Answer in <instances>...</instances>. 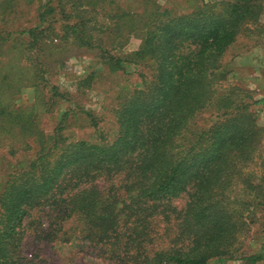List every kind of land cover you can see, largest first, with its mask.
<instances>
[{"label":"trees","instance_id":"16d2710c","mask_svg":"<svg viewBox=\"0 0 264 264\" xmlns=\"http://www.w3.org/2000/svg\"><path fill=\"white\" fill-rule=\"evenodd\" d=\"M105 4L113 6L112 31L93 37L89 10ZM178 8L159 0H138L133 9L118 0H41L39 24L21 32L28 40H9L15 50L25 44L43 52V33L59 22L63 39L71 36L79 46L98 49L112 71L128 62L144 63L147 72L140 73L141 87L114 109L112 138L98 134L97 141L66 142L64 121L49 133L35 131L33 108L0 107L7 116L2 124L30 132L41 143L27 168L11 172L0 188V264H38L24 254L28 239L75 236L107 264H208L214 258L264 264L262 249L239 252L247 221L227 199L239 181L259 199L256 204L264 203V175L253 182L242 171L256 156L264 170V127L245 99L250 94L237 100L235 89L217 86L226 75L225 51L241 31L258 25L262 0ZM131 36L140 39L138 48L117 53ZM6 42L0 39V49ZM41 63L35 78L47 82V65ZM5 76L0 92L5 86L19 89ZM89 82L90 76L83 79ZM183 195L184 206L176 210L171 203ZM259 213L264 228V210ZM163 221L170 227H161Z\"/></svg>","mask_w":264,"mask_h":264},{"label":"rangeland","instance_id":"374dc122","mask_svg":"<svg viewBox=\"0 0 264 264\" xmlns=\"http://www.w3.org/2000/svg\"><path fill=\"white\" fill-rule=\"evenodd\" d=\"M137 1L118 0V3L124 8L133 9ZM221 1L223 0H159L163 5L176 4L181 12L190 11L203 2L212 4ZM39 2L41 0H0V39H7L8 42L4 44L9 45L0 49V86L5 84V75L9 76L13 85L19 86L17 90L13 86H5L0 92V107H8L9 112L14 108H21L24 112L33 108L32 130L35 131L49 133L59 122L64 121L66 126L63 138L66 142L81 138L97 141L98 134L112 138L116 129L113 111L135 89L141 87L143 79L140 73L147 72L145 64L124 62L121 69L112 71L103 62L98 49L79 46L71 36L63 39L59 22L52 24L43 33V52L27 50L25 44L15 50L10 44L13 37L27 41V35L21 32L39 24L36 10ZM262 6L263 13L258 25L241 31L225 51L222 70L226 75L217 86L220 85L223 90L235 89L237 100L246 93L250 94L251 99H245L251 103L258 123L264 127V0ZM112 9V5L105 4L104 9L97 6L89 10L96 27L93 37L105 36L112 31L108 18L113 15ZM8 11L11 13H7ZM105 25L108 29H105ZM100 28H104L105 34ZM139 43L138 37L131 36L129 42L117 53L125 55L136 50ZM37 54L40 59L38 63ZM41 61L47 65L42 70L47 82L35 78V70H39ZM87 76H90V82L83 84V79ZM36 84L38 85L35 86ZM53 87L63 93L64 97L59 98ZM220 87L217 89L220 90ZM66 109L71 111L70 114L61 117ZM6 118L7 116L0 115V188L11 172L27 168L41 147V143L30 132L21 134L19 127L2 124L1 119ZM263 147L264 136L260 148ZM260 162V157L256 156L242 169L253 182H259L264 175ZM244 188L242 183L236 181L227 194V199L233 201L235 208H241L240 213L247 221L245 230L239 234L237 247L240 248L239 252L247 254L260 249L264 252L263 219L259 213L261 209L264 210V203L256 204L259 199H255L249 190L243 191ZM184 196L173 200L172 207L182 209L186 201ZM170 223L163 221L161 227H170ZM23 249H28L25 256L38 264H107L103 258L94 254L86 241L76 236L68 241L55 242L38 240L33 243L28 239L24 242ZM208 264L246 263L240 259L219 262L214 258Z\"/></svg>","mask_w":264,"mask_h":264}]
</instances>
